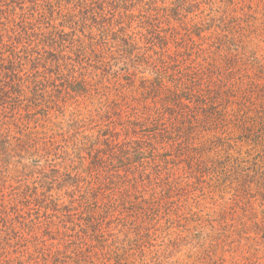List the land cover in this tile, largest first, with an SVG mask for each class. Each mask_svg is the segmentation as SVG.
<instances>
[{
	"label": "trees",
	"instance_id": "1",
	"mask_svg": "<svg viewBox=\"0 0 264 264\" xmlns=\"http://www.w3.org/2000/svg\"><path fill=\"white\" fill-rule=\"evenodd\" d=\"M192 5L0 0V264H96L87 250L103 249L91 236L96 225L120 223L140 239L135 219L147 226L171 215L166 191L183 182L165 153L167 139L182 144L172 130L183 127L180 111L190 102L176 82L186 78L181 49L199 28L181 13ZM117 62L128 67L127 83L132 68L134 75L148 66L155 76L137 96L133 85L119 84L95 115L75 110L54 122L79 107L67 96H90L95 80L85 68L108 72ZM122 250L114 251L119 258Z\"/></svg>",
	"mask_w": 264,
	"mask_h": 264
},
{
	"label": "rangeland",
	"instance_id": "2",
	"mask_svg": "<svg viewBox=\"0 0 264 264\" xmlns=\"http://www.w3.org/2000/svg\"><path fill=\"white\" fill-rule=\"evenodd\" d=\"M189 1L193 5L181 13L199 28L188 51L181 49L186 78L176 83L179 92L189 91L190 102L180 111L177 124L183 127L172 130L182 144L167 139L172 146L165 153L183 183L166 191L173 196L170 216L147 226L139 217L132 222L140 226V239L124 233L120 223L93 227L91 236L103 249L87 250H94L97 263L108 254L107 264H264V0ZM127 69L118 62L108 72L85 68L89 81L95 80L90 96L66 95L79 107L67 108L54 122L75 110L95 115L119 84L133 85L137 96L155 76L148 66L134 75L132 68L127 83ZM117 249L127 256L119 258ZM36 261L62 264L57 258Z\"/></svg>",
	"mask_w": 264,
	"mask_h": 264
}]
</instances>
